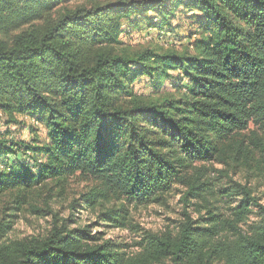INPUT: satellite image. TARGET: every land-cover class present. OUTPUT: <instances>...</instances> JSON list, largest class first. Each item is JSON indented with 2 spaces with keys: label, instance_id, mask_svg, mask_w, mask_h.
<instances>
[{
  "label": "trees",
  "instance_id": "16d2710c",
  "mask_svg": "<svg viewBox=\"0 0 264 264\" xmlns=\"http://www.w3.org/2000/svg\"><path fill=\"white\" fill-rule=\"evenodd\" d=\"M71 1L0 0V160L25 157L1 163L0 264H264V205L229 174L264 177V0ZM185 14L181 51L131 43ZM177 188L197 219L135 252L76 220L133 231L132 208ZM26 214L51 229L10 238Z\"/></svg>",
  "mask_w": 264,
  "mask_h": 264
},
{
  "label": "rangeland",
  "instance_id": "374dc122",
  "mask_svg": "<svg viewBox=\"0 0 264 264\" xmlns=\"http://www.w3.org/2000/svg\"><path fill=\"white\" fill-rule=\"evenodd\" d=\"M89 1H110V0H72L68 5L69 7H76L77 5L86 4ZM196 19V18H195ZM191 16L183 15L174 22V26H178L179 29L174 31V33H167L164 35H158L155 30H148L143 28L140 33H134L131 39L132 44H141L143 47L146 46H157L163 48H173L175 50L181 51L187 46L189 37L194 32L195 20ZM171 86H168L170 88ZM137 90L143 95H149L151 93L150 84L147 79L140 80L136 84ZM38 139L41 141L45 140V131L41 128L36 131ZM21 140H32L34 136L28 135H18ZM25 159L22 154L14 156L9 154V156H3L0 160V170L3 168L2 164L12 162L15 159ZM12 160V161H11ZM212 168L219 171L223 169L222 165L215 164ZM229 174L234 182H239L243 185L247 184L253 195L256 196L262 205H264V177H256L253 174H249L246 170L239 172L238 170H230ZM207 179L211 182V179H215L217 182L227 181L220 178L218 174L213 173L210 169V173L207 175ZM221 179V180H220ZM72 192L71 196L75 194L82 193L86 191L85 184H80L79 181L72 182ZM186 191L185 188H177L169 196L166 197L165 201L152 204L145 207L132 208L133 222L135 223V230L130 229H110L106 226H102L101 222L97 221L96 217L91 213H82L77 216V221L83 226H92L90 229L93 234H99L104 240H111L114 243L125 244L127 248H130L132 252L137 251L134 247L136 243L141 241V234L146 231L151 232H164L167 228L171 230L177 229L180 222L184 221V214L190 213L192 219H197L198 215L195 214L193 208H187L185 202L183 201V194ZM228 207L224 206L221 211L224 216L229 215L227 210ZM61 217H67L69 211L67 207H60L57 210ZM205 215V213H204ZM52 218L48 217L38 218L30 214H26L24 218H20L14 226L13 232L10 234L12 239H22L29 236L41 235L44 236L51 229Z\"/></svg>",
  "mask_w": 264,
  "mask_h": 264
},
{
  "label": "crops",
  "instance_id": "0c3cea01",
  "mask_svg": "<svg viewBox=\"0 0 264 264\" xmlns=\"http://www.w3.org/2000/svg\"><path fill=\"white\" fill-rule=\"evenodd\" d=\"M26 134H27V131L24 132V135H26Z\"/></svg>",
  "mask_w": 264,
  "mask_h": 264
}]
</instances>
